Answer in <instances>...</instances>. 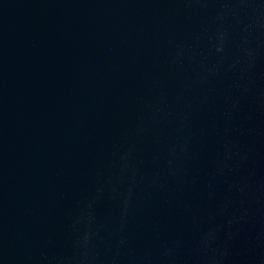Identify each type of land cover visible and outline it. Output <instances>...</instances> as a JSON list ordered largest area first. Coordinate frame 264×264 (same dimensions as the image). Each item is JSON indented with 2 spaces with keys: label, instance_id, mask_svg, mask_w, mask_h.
I'll return each instance as SVG.
<instances>
[{
  "label": "water",
  "instance_id": "1",
  "mask_svg": "<svg viewBox=\"0 0 264 264\" xmlns=\"http://www.w3.org/2000/svg\"><path fill=\"white\" fill-rule=\"evenodd\" d=\"M0 264H264V0H0Z\"/></svg>",
  "mask_w": 264,
  "mask_h": 264
}]
</instances>
